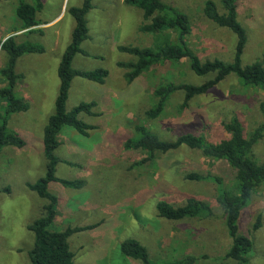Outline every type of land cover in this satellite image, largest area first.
Returning a JSON list of instances; mask_svg holds the SVG:
<instances>
[{"label":"rangeland","instance_id":"rangeland-1","mask_svg":"<svg viewBox=\"0 0 264 264\" xmlns=\"http://www.w3.org/2000/svg\"><path fill=\"white\" fill-rule=\"evenodd\" d=\"M21 0L0 1V38L14 36L19 43L42 45L43 54H28L19 59L16 72L20 76L15 94L30 104L25 113L10 116L9 127L26 141L22 149L6 147L0 154V264H31L28 253L34 235L29 226L44 214L47 201L31 191L47 172L43 152V133L55 111L58 96V66L71 42L75 21L68 10L82 6L85 0H42L37 13L38 25L23 29L16 10ZM28 1L36 5L35 1ZM189 17L192 32L189 46L203 61L219 58L230 63L234 57L235 35L209 21L204 13L208 0H162ZM224 13L222 0H212ZM87 16L90 38L81 48L73 67L81 71L97 69L109 73L105 84L83 78L72 82L67 110L81 103L96 102L94 115L80 119L97 129L83 136L64 127L58 137L55 155L61 162L56 176L64 180H82V189H70L53 183L49 190L60 199L53 230L67 228L94 229L73 234L69 238L75 254L74 264H142L121 253L127 239L139 240L148 250L154 264H170L188 255L197 256L196 264H239L226 258L231 239L225 217L216 198L221 189L234 187V173L224 161L205 158L198 150L182 147L166 154L127 150L125 143L136 137V127H147L163 141L193 134L209 143H220L229 137L224 122L238 114L249 135L264 118L260 103L264 89L244 87L235 76H229L209 93L182 109L184 93L176 92L165 104L162 115L149 119L146 112L157 103L155 90L165 84L195 86L214 78L195 75L189 61L163 63L153 67L129 83L128 70L119 63L136 61L119 46L150 48L154 37L140 27L146 23L143 11L128 6L124 0H93ZM239 20L245 27L248 43L243 65L264 63V0H238ZM175 38V37H174ZM7 57L0 50V70ZM7 81L0 74V88ZM6 102L0 98V113ZM255 160L264 165V138L254 148ZM189 173L213 179L194 182ZM215 178L221 179V183ZM195 197L206 201L215 217L206 220L169 221L161 218L157 205L166 201L175 207ZM260 219V227L255 229ZM241 234L254 241L252 252L243 264H264V183L258 186L243 210L239 221Z\"/></svg>","mask_w":264,"mask_h":264},{"label":"trees","instance_id":"trees-1","mask_svg":"<svg viewBox=\"0 0 264 264\" xmlns=\"http://www.w3.org/2000/svg\"><path fill=\"white\" fill-rule=\"evenodd\" d=\"M7 1V0H0ZM36 5L21 0L16 14L22 22L23 29H31L38 25L37 13L42 11V0H32ZM93 0H85L80 7H72L68 10L75 21L71 42L64 51L57 75L59 79L58 96L55 101V111L50 116L43 133V152L47 160L46 175L35 183H28L27 187L39 197L47 201L44 214L36 219L29 230L34 235L33 248L28 253L31 264H74L75 254L71 250L69 238L81 231L94 229L96 226L86 228H67L64 231L53 230L57 216V208L60 199L49 190L53 183H60L65 188L82 189V180H64L56 176L57 167L61 160L55 155L60 143L58 137L64 127H71L83 136H88L90 131L97 129L80 119V115H94L93 109L96 102L81 103L71 111L67 110V101L72 82L75 78H83L97 84H105L109 76L107 70L97 69L93 71H81L73 67V62L78 54L86 53L82 50L83 42L90 38L87 16L93 9ZM128 6L143 11L145 22L140 30L154 37L153 47L139 48L119 46L118 50L132 55L136 61L119 63V67L128 70L125 77L129 83L134 82L153 67L171 62H180L187 59L192 72L205 77L213 75L214 78L195 86L192 84L169 83L155 90L157 103L146 112L149 119L159 118L166 102L176 92L184 93L182 109H187L190 102L209 93L229 76L235 75L244 87L264 89V63L254 62L243 65L242 57L248 43V35L245 27L239 20L238 0H222L224 13H221L212 0H208L203 9L205 17L220 28L230 30L236 37L233 60L228 63L219 58L203 61L189 46L188 37L192 28L189 17L176 7L162 0H124ZM175 37V38H174ZM1 53L7 57V63L0 70V74L7 81V86L0 88V98L6 102L3 114L0 113V154L6 147L22 149L26 146L24 138L9 127L10 116L17 113H25L30 109V104L15 94L19 75L16 72L20 58L28 54H43L46 49L32 42H17L14 36L5 40L0 38ZM260 110L264 118V101L260 103ZM224 129L229 137L220 143L207 142L203 137L193 134L183 135L175 141H163L147 127H136V137L125 143L127 150L144 151L153 158L154 154H166L177 151L182 147L198 150L205 158L226 162L234 173V187L221 189L216 202L225 217V226L231 239V246L226 255L227 259L243 264L252 252L254 241L241 234L239 221L243 210L249 204L255 189L264 183V165L259 164L254 157L255 146L264 138V121L249 135L246 134L243 122L238 114H233L224 122ZM187 180L203 182L213 179L211 176L189 173ZM217 182L221 179L215 178ZM10 193V188L0 189V193ZM157 211L161 218L169 221H184L188 219L206 220L215 217L213 208L204 200L191 197L185 204L175 207L166 201L157 205ZM260 219L255 229L260 227ZM121 253L142 264H154L147 248L137 239H127L121 244ZM197 256L188 255L181 260L170 264H196Z\"/></svg>","mask_w":264,"mask_h":264}]
</instances>
